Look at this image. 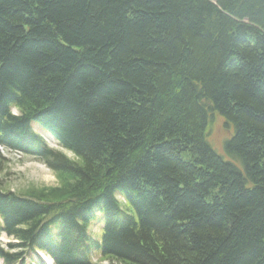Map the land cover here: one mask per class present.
<instances>
[{
	"label": "trees",
	"instance_id": "16d2710c",
	"mask_svg": "<svg viewBox=\"0 0 264 264\" xmlns=\"http://www.w3.org/2000/svg\"><path fill=\"white\" fill-rule=\"evenodd\" d=\"M0 147L2 264H264V0H0Z\"/></svg>",
	"mask_w": 264,
	"mask_h": 264
},
{
	"label": "rangeland",
	"instance_id": "374dc122",
	"mask_svg": "<svg viewBox=\"0 0 264 264\" xmlns=\"http://www.w3.org/2000/svg\"><path fill=\"white\" fill-rule=\"evenodd\" d=\"M13 112L19 114V111L16 109H13ZM35 128L38 129L37 127ZM41 135L50 148L64 152L73 159L72 155L63 150L52 137L44 132H41ZM231 135H233V130L230 132L227 131L224 118L219 115L215 117L208 142L220 156L229 161L233 160L225 152V143L230 139ZM0 156L7 160V162L4 163V172L0 174V181L5 190L16 193H26L31 189L39 190L58 186V180L55 173L37 159L20 155L19 153L7 150L4 147H0ZM90 232L95 238L100 239L102 236L100 233L101 225H92ZM1 240L4 244L8 242L5 237H2ZM40 256L45 257L44 255ZM45 258L48 260L49 264H53L49 258ZM94 262L96 264H119L116 262H102L101 260L99 261L97 257L94 259ZM0 264H2L1 261ZM28 264H30V262H28Z\"/></svg>",
	"mask_w": 264,
	"mask_h": 264
},
{
	"label": "bare ground",
	"instance_id": "6f19581e",
	"mask_svg": "<svg viewBox=\"0 0 264 264\" xmlns=\"http://www.w3.org/2000/svg\"><path fill=\"white\" fill-rule=\"evenodd\" d=\"M42 258L44 259V261H45L46 264H49L48 260H46L45 257L42 256Z\"/></svg>",
	"mask_w": 264,
	"mask_h": 264
}]
</instances>
